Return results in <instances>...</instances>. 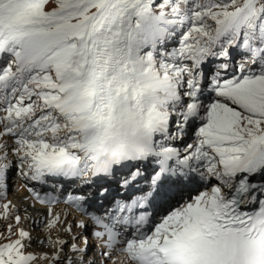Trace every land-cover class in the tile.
Here are the masks:
<instances>
[{"label": "snow or ice", "instance_id": "1", "mask_svg": "<svg viewBox=\"0 0 264 264\" xmlns=\"http://www.w3.org/2000/svg\"><path fill=\"white\" fill-rule=\"evenodd\" d=\"M0 221V264H264V0H0Z\"/></svg>", "mask_w": 264, "mask_h": 264}, {"label": "bare ground", "instance_id": "2", "mask_svg": "<svg viewBox=\"0 0 264 264\" xmlns=\"http://www.w3.org/2000/svg\"><path fill=\"white\" fill-rule=\"evenodd\" d=\"M20 183H22V181H20L19 178H18V176H16L14 174V176L12 177L11 182H10L11 185H10L9 191H8V198L10 200H12L13 203H15L17 205H20L19 198H22L23 195H25V192L22 189L20 191H17L16 190ZM64 207H65V205L60 204V205H57L55 207V210H60V209H62ZM69 219H73V217H69ZM2 224H3V222L0 221V230H2ZM25 226L28 227L29 225L26 224ZM73 231H76V229L74 228ZM35 234L36 233H34V235Z\"/></svg>", "mask_w": 264, "mask_h": 264}, {"label": "rangeland", "instance_id": "3", "mask_svg": "<svg viewBox=\"0 0 264 264\" xmlns=\"http://www.w3.org/2000/svg\"><path fill=\"white\" fill-rule=\"evenodd\" d=\"M13 176H14V174L12 175V177H13ZM11 179H12V178H11ZM11 179H10L9 183L11 182ZM11 184H12V183H11ZM11 184H10V185H11Z\"/></svg>", "mask_w": 264, "mask_h": 264}]
</instances>
